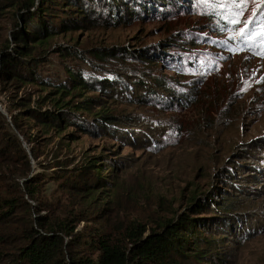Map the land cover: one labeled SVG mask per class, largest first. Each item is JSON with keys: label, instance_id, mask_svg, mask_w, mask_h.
Instances as JSON below:
<instances>
[{"label": "rangeland", "instance_id": "rangeland-1", "mask_svg": "<svg viewBox=\"0 0 264 264\" xmlns=\"http://www.w3.org/2000/svg\"><path fill=\"white\" fill-rule=\"evenodd\" d=\"M191 1L194 9H181L175 2L165 10L171 13L166 19L155 12L111 26L106 17L96 16L79 31L57 35L43 76L61 80L66 68H72L84 71L94 84H107L105 90L96 87L87 96H101L103 103L99 100L94 110L100 112L97 105L103 104V109L116 110L125 123L116 128V135L77 133L75 142L61 140L73 128L52 141L37 127L32 133L42 138L41 143L50 142L40 160L56 155L70 161V168L93 157H101L106 166L120 160L118 174L106 177L111 184L99 197L105 199L99 200L104 212L97 222L77 225L76 231L83 235L100 228L116 233L137 222L153 229L165 219L189 213L192 200L201 199L203 204L209 198L208 211L200 217L230 220L207 229L216 238L228 239L223 248L229 254L228 264H264V25H255L259 33L249 43H235L245 32V23L237 20L240 9L253 7L250 21L264 2L242 0L239 8L232 6L237 13L234 25L240 30L216 35L203 18L212 0ZM16 22L9 0H0V35L8 36ZM193 32L207 40L190 50L187 40ZM66 47L81 50L84 58L60 56ZM104 48L116 49L115 59L94 58L92 51ZM146 52L153 59L139 58ZM27 92H34V99L46 94L28 86L19 96ZM11 97L0 92L6 116ZM24 148L29 152L26 143ZM32 163L35 173L41 172ZM61 182L45 183L47 206L62 216L66 209L84 211V202L70 199ZM223 199L232 200L227 215L217 208Z\"/></svg>", "mask_w": 264, "mask_h": 264}, {"label": "trees", "instance_id": "trees-1", "mask_svg": "<svg viewBox=\"0 0 264 264\" xmlns=\"http://www.w3.org/2000/svg\"><path fill=\"white\" fill-rule=\"evenodd\" d=\"M175 2L181 9H194L191 0H9L19 23L5 38L0 35V92L14 99L6 107L8 116L0 111V264H228L229 254L223 250L228 239L216 238L207 229L218 223L226 225L230 220L224 216L200 217L208 211L209 198L203 204L201 199L192 200L189 213L165 219L153 229L137 222L118 228L116 233L105 228L88 235L76 231L78 224L97 222L95 219L104 212L99 200L105 199L99 197L111 184L106 177H116L113 172L118 174L120 160L115 159L114 163L113 159V164L106 166L101 157H93L74 168H70V161L58 160L56 155L48 161L40 160L50 142L41 143L42 138L32 133L37 127L52 141L73 128L61 139L71 142L78 140L77 133L93 137L116 135V128L125 123L121 115L116 110L103 109V104L97 105L100 112L95 111L102 97L87 96L96 87L105 90L107 84H94L84 71L72 68H66V77L61 80L43 76L51 41L57 35L85 28L96 16L106 17L111 26L155 12L166 19L171 13L165 10L173 8ZM218 2H207L211 8L203 13L209 29L216 35L239 29L234 25L237 13L232 6L239 8L237 4L242 0H225L219 6L222 9L217 8ZM252 9L250 5L239 11L237 20L245 23V32L235 40L236 45L249 43L259 33L255 25H264V3L248 21ZM204 40L207 39L193 32L187 40L189 49H196L198 42ZM60 52V56L84 58L81 50L72 51L70 47ZM92 53L98 61L115 59L117 55L116 49L108 48ZM144 56L139 58L152 57L147 52ZM28 86L45 92V96L34 99V92L19 96ZM33 161L41 172L35 173ZM52 169L56 170L49 175ZM49 179L62 181L70 199L84 202V211L66 209L64 216L52 212L43 194ZM223 201L217 203V208L227 215L232 211V200Z\"/></svg>", "mask_w": 264, "mask_h": 264}, {"label": "snow or ice", "instance_id": "snow-or-ice-1", "mask_svg": "<svg viewBox=\"0 0 264 264\" xmlns=\"http://www.w3.org/2000/svg\"><path fill=\"white\" fill-rule=\"evenodd\" d=\"M205 2H207V0H205ZM224 2H225V0H219V2L217 3L216 6H218V7L223 6ZM233 2H235V0H233Z\"/></svg>", "mask_w": 264, "mask_h": 264}, {"label": "water", "instance_id": "water-1", "mask_svg": "<svg viewBox=\"0 0 264 264\" xmlns=\"http://www.w3.org/2000/svg\"><path fill=\"white\" fill-rule=\"evenodd\" d=\"M0 111L4 114V111H3L2 107H0ZM25 146H26V145H25Z\"/></svg>", "mask_w": 264, "mask_h": 264}]
</instances>
